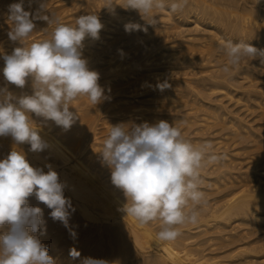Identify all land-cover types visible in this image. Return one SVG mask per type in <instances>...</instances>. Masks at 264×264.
I'll list each match as a JSON object with an SVG mask.
<instances>
[{
	"label": "bare ground",
	"instance_id": "1",
	"mask_svg": "<svg viewBox=\"0 0 264 264\" xmlns=\"http://www.w3.org/2000/svg\"><path fill=\"white\" fill-rule=\"evenodd\" d=\"M17 2L20 0H0V87H7L19 97L32 94V78H27L24 88H18L6 81L2 71L5 67L3 54L10 55L15 48L23 46L20 41L13 42L8 37L12 27L8 19V5ZM115 2L123 4L124 0ZM106 3L107 0H23L26 11L39 10L40 15H47L54 21L49 24L48 21L35 20L33 32L23 41L25 45L50 39L56 27L55 21L75 26L80 15L91 13L86 12L88 8L98 12L103 9L105 13L100 16L92 11L104 27L99 39L85 38L81 52L88 68L99 73L98 83L104 89L106 99L95 106L86 96L74 100L70 111L77 113L78 118L68 130L31 114L33 126L37 127L42 140L47 143L41 152L31 151L27 143L16 144L10 135L0 136V160L15 148L25 153L34 168H41L47 173L50 165L58 173L59 181L65 184V197L71 200L74 211L69 224L76 233L75 239L61 222L50 217L51 209L39 202L34 194L28 197L29 206L43 210L46 222V233L38 232L36 235L42 244L48 246V254L56 264H82L88 257L103 259L109 264H129L135 253L141 258L138 264H249L248 260L254 261L255 258L258 264H264V232L257 234L256 242L250 243L247 239L249 231L243 230V236L247 237V241H243L248 243H241L228 258L221 259L220 254L210 255L217 251L216 248L211 249L216 246L204 251L207 245L212 246L209 243L217 240V243L224 242L227 236L237 241L241 233L236 230L240 226H245L247 230L252 226L254 230L251 228L250 231L255 233L264 230V171H254L259 168L256 163L264 158V63L260 58L245 59L231 76L221 71L226 62L222 51L225 41L245 42L264 49V0H187L181 11L157 10L154 13L157 18L155 25L144 20L138 10L125 9L119 4L110 10L104 7ZM146 19L151 22L150 18ZM129 22L140 24L146 31L126 32L124 25ZM165 80L171 87L160 91L156 84ZM123 93L127 97H121ZM106 100L109 104L104 109ZM231 103L235 106L240 104L237 110L243 112L242 108H245L246 113L239 115L231 108ZM184 108H187V115V112H182ZM161 112L165 115L162 113L158 117L156 114ZM247 112L257 116L249 121L247 119L253 115ZM129 113L133 117H127ZM108 114L114 118L120 115L123 119L116 123L129 127L144 122L156 124L163 120L168 123L177 121V125L181 123L190 129L200 123L204 135L206 129L214 135L222 131L217 134H224L217 139V146L224 142L223 136L224 139L226 136L237 141L241 139V142L250 137L246 142H252L250 145L254 146L256 157L250 155L256 159L253 161L248 156V160H252L254 166L251 164L252 167L244 169L243 162L248 160L244 161V158L238 163L235 160L238 157L232 165L231 154L225 157L230 158L228 163L224 161L223 154L213 151L212 154L222 156L224 160L219 158L213 164L216 178L210 182L213 190L217 191L215 193L224 191V195H220L222 197L216 204L212 202V206L202 204L201 209H197L198 222L180 226V235L175 241H160L157 237L159 221L140 225L122 211L127 203L126 197L121 189L112 184L111 171L102 163L100 152L104 140L111 126H115V123L101 122L109 119H101ZM191 115L194 119L190 118ZM258 121L263 124L255 126ZM100 125L103 132L99 131ZM195 142L199 146L200 139ZM204 168L200 175L205 177L208 174ZM1 229L5 232L8 226ZM228 229L231 231L228 232ZM198 239H201L198 242L203 251H200L201 247L200 250L193 247L197 243L193 241ZM204 243L207 245L203 247ZM73 248L79 252L78 257L70 255Z\"/></svg>",
	"mask_w": 264,
	"mask_h": 264
},
{
	"label": "clouds",
	"instance_id": "2",
	"mask_svg": "<svg viewBox=\"0 0 264 264\" xmlns=\"http://www.w3.org/2000/svg\"><path fill=\"white\" fill-rule=\"evenodd\" d=\"M186 3L187 0L171 3L169 0H124L120 4L107 0L104 7L113 10L119 4L125 9L138 10L144 20L155 25L157 10L175 13L183 10ZM8 13L12 22L8 37L23 46L15 48L10 55L3 54V75L18 88H24L27 78L31 77L33 92L17 97L7 87H0V136L10 135L16 144L27 143L31 151L41 152L47 143L33 126L31 114L68 130L78 118L77 113L70 111L74 100L86 96L95 106L106 99L98 83L99 73L88 68L81 52L85 38L99 39L104 25L96 14L80 15L75 26L55 21L50 39L25 45L23 41L33 32L35 20L52 24L53 19L40 15L39 10L26 11L23 0L8 5ZM124 28L129 33L146 31L134 22L126 23ZM222 51L226 62L221 71L228 76L245 59L260 58L264 63V49L245 42L225 41ZM169 87L167 80L156 84L160 91ZM211 147L210 144L194 145L183 137L178 127L161 120L156 124L111 126L100 153L102 163L111 171L112 184L126 197L122 211L140 225L159 221L158 239L172 242L180 235V226L198 222L197 209L204 202L201 169L219 160L210 152ZM48 168L47 173L34 168L25 153L15 148L0 160V228L8 226L0 235V264H56L48 254V246L36 235L46 233V222L43 210L28 204V197L33 194L52 210L50 217L61 222L70 236L76 238L69 224L74 209L64 195L65 184L59 181L58 173L50 165ZM70 255L75 258L80 254L73 248ZM82 264L109 262L88 257Z\"/></svg>",
	"mask_w": 264,
	"mask_h": 264
},
{
	"label": "rangeland",
	"instance_id": "3",
	"mask_svg": "<svg viewBox=\"0 0 264 264\" xmlns=\"http://www.w3.org/2000/svg\"><path fill=\"white\" fill-rule=\"evenodd\" d=\"M87 10H88V11H87ZM99 10H100L101 12L103 11V9H102V10L99 9ZM92 11H95V10H91V9H89V8L86 9V12H87V13H88V12H91V13H92ZM100 11L98 12V10H96L95 12L98 13L100 16H103V14H105L104 11H103L102 14H100ZM95 12H94V13H95ZM91 13H90V14H91ZM92 14H93V13H92ZM153 45H155V44H153ZM142 48H143V47H142ZM239 68H240V67H239ZM238 83H242V82H238ZM125 88H126V87H125ZM126 92H127V90H126ZM127 93H128V92H127ZM121 97H127L126 93H125V95H124V93H123V94L121 95ZM128 97H129V96H128ZM108 100H109V99H108ZM108 100H106V101L104 102V109H107L106 107H108V105H106V104H109V101H108ZM105 105H106V106H105ZM231 106H232L231 108H233L234 110H237V109L239 110V108H240L241 105L239 104V105H236V106H235V105H232V103H231ZM186 109H187V108H184V109L182 110V112H184V114H185V112H187V113H186V115H187V114H188V111H187ZM233 109H232V110H233ZM242 109H243V112L240 111V112H242L241 114H240V112H239L238 110L236 111V112H238V114L241 115V116L244 115V114L246 113V112H245V111H246L245 108H242ZM242 109H240V110H242ZM108 110H109V108H108ZM244 110H245V111H244ZM110 111H112V110H110ZM162 113H163V115H165L164 112H161L160 114H156V113H155V114H156L157 116H158V115H159V116H160V115L162 116ZM247 113H249V112H247ZM255 113H257V112H255ZM131 114H132V113H131ZM131 114H130V113H129V115L127 114V115H128L127 117H133V116H132L133 114H132V115H131ZM150 114H151V113H150ZM184 114H182V115L184 116ZM238 114H237V116H239ZM249 114H251V113H249ZM110 115H112V114H110ZM113 115H114V114H113ZM182 115H181V116H182ZM251 115H253V116H250L249 119H247V120L251 121V120H253V118H255V117L257 116V114H255V115H254V114H251ZM148 116H149V115H148ZM150 116H151V117H150ZM150 116H149V118H152V115H150ZM159 116H158V117H159ZM161 116H160V117H161ZM107 117H108L109 119H106ZM110 117H112V118H110ZM116 117H118V118L116 119ZM119 117H120V115H119V116H118V115H117V116L115 115V118H114V116H109V114H108V116L106 115L105 118H104V116L101 118V119H106V120H104V121L101 120V122L115 123V125H116V124H120V122H121V120H122L123 118H122V117L119 118ZM193 117H194V116L191 115L190 118L194 119ZM107 120H108V121H107ZM111 120H112V122H110ZM114 121H115V122H114ZM117 121H120V122H119V123H116ZM101 122H100V123H101ZM170 122H171L172 124L174 123L175 126H177V127L179 126L178 128H180V127L182 126L181 128H183V129L180 128L181 132H182V131H183V132L185 131L184 133L182 132L183 137H184L186 140L192 142L194 145H196V144H195V143H196L195 140L200 139V143H199V145H200V144L203 145L205 142H206L205 144H208V143L211 142V143H210L211 146H213V144H214V146L211 147V149H210V152H211V153H214V152H215V153L220 154V155L223 154L222 156H223L224 158L227 157V156H226L227 154H231L230 158H231L233 161L231 160L230 163H232V162L234 163L235 160H236V162H238L239 160L242 161V160H244V158L246 159V160H244V161H247L248 159L252 158L253 156L256 157V153L254 152L255 149L253 150L254 146L252 147V145H250L252 142H251V143H248V144H247L248 141L246 142V140H249L250 137H248L247 139L245 138L244 141H243V139H242V142H241V141H240L241 139H238V141H237V139H234V140H233V137H229V136H226L227 138L224 139V136H223V137H222V142H223V141H224V142L226 141V145H225L224 142H223V143H221V146H220V145L217 146V144H218V142H219L217 139L220 138L222 135H224L223 133H222V134H219V135H217V134H218V133H221L222 131L216 133V134H215L216 136H215L214 133H212V131H211L210 129H206L207 131L205 132V135H204L203 128L200 127V123H196L197 125L195 124V126H198V125H199V127H195V126L192 127V126H191V128L188 129L189 126L181 125V123H180V125H179V124L177 125V124H176L177 121H176V122H175V121H174V122H173V121H170ZM170 122H169V124H170ZM100 123H99V124H100ZM263 123H264V122H263ZM263 123L258 121L257 123H254V125L257 126L258 124H263ZM191 125H192V124H191ZM193 125H194V124H193ZM185 126H186V127H185ZM227 126L229 127L230 125H227ZM184 127H185V129H184ZM198 128H199V129L202 128V129L199 130ZM102 129H103V128H102V126L100 125V127H99V131H100V132H103ZM186 129H188V130H186ZM204 129H205V128H204ZM263 130H264V129H263ZM196 131H197V132H196ZM201 131H202L203 133H202ZM204 131H205V130H204ZM209 131H211V132H209ZM214 131H215V130H214ZM193 132H194V133H193ZM207 132H208V133H207ZM223 132H224V131H223ZM263 132H264V131H263ZM195 133H196V134H195ZM209 133H211V134L209 135ZM102 134H103V133H102ZM194 134H195V135H194ZM198 134H200V136H199ZM201 134H202V135H201ZM212 134H213V135H212ZM207 135H208V136H207ZM201 136H202V137H201ZM203 136H204V137H203ZM213 136H214V137H213ZM199 137H200V138H199ZM201 139H202V140H201ZM208 139H209L210 141H209ZM226 139H227V140L229 139V140L227 141ZM191 140H192V141H191ZM204 140H205V141H204ZM252 140H253V139H252ZM201 141H202V143H201ZM203 141H204V142H203ZM214 141H216V142H214ZM230 141H231V142H230ZM250 141H251V140H250ZM263 141H264V139H263ZM227 142H228V144H227ZM235 142H236V143H235ZM244 142H245V143H244ZM229 143H230V145H229ZM234 144H235V145H234ZM197 145H198V144H197ZM223 145H224V146H223ZM253 145H254V143H253ZM228 146H229V147H228ZM246 146H248L249 149H248V147H246ZM215 147H216V150H215ZM221 147H222L223 149H222ZM226 147H228V148H226ZM244 147H245V149H244ZM213 148H214V150H213ZM217 148H219V151L217 150ZM224 148H225V149H224ZM239 148H240L241 150H240ZM242 148H243V149H242ZM246 148H247V149H246ZM250 148H252V149H250ZM221 149H222V150H221ZM233 149H234V150H233ZM223 150H224V151H223ZM228 150H229V151H228ZM236 150H239V151H236ZM213 151H214V152H213ZM220 151H221V152H220ZM231 152H234V153L237 152V153H239V155L236 154V153L233 154V153H231ZM252 153H253L254 155H253ZM250 154L252 155V157H251ZM232 155H233V157H232ZM222 156H219V158L223 159ZM234 156H235V157H234ZM248 156H249L250 158H249ZM237 157H238V158H237ZM255 157L252 158L253 161H254V159H256ZM230 158H228V159H230ZM235 158H237V159H235ZM228 159L225 158V160H224V159H223V160H224V161H226V160L228 161ZM234 159H235V160H234ZM252 160H248V162L250 161L251 163H250V162H249V163H248V162H243V163H244V164H243V168L246 167V166L249 167L251 164L253 165V161H252ZM260 160H262V161H261V162L259 161V162L256 163L257 166L259 165V168L256 166L257 169H254V171L257 170V172L259 171V172H262V173H263V171H264V158H261ZM228 163H229V161H228ZM233 163H232V165H234ZM238 163H239V162H238ZM238 163H237V165H238ZM247 163H248L249 165H247ZM259 163L261 164V168H260V164H259ZM235 165H236V163H235ZM252 165H251V167H252ZM253 166H254V165H253ZM262 166H263V167H262ZM205 167H206V168H204V167H203V168H204V170L207 172L208 175H206L205 177H204V176H201V184H200V188H201V190H202L203 193H204V202H203L202 204L205 205V206H208V207H209V206H212V205L216 204L217 202H219V200L221 199V197L224 195V193H222V192H224V191H222V192H218V193H215V192H217V191L215 190V188H214V190H213L212 184H211V182H210V181H212V180H214V179L216 178V175H214V174L216 173V172H215L216 167H215V169H214L213 164H210V166H209V164H207ZM211 167H212V168H211ZM251 167H250V168H251ZM213 169H214V170H213ZM244 169H245V168H244ZM241 170L243 171V169H241ZM211 171H212V172H211ZM262 173H259V174H262ZM212 174H213V175H212ZM202 178H203V179H202ZM204 178H205V179H204ZM207 179H208V180H207ZM212 183H213V182H212ZM212 190H213V191H212ZM214 191H215V192H214ZM219 193H220V194H219ZM214 194H215V195H214ZM221 194H222V196H220ZM209 201H210V202H209ZM212 202H213L214 204H213ZM207 203H208V204H207ZM209 204H210V205H209ZM203 205L199 206L198 208L201 209L200 207H202ZM234 227H236V226H234ZM249 227H251V228H253V229L249 228V230H247L245 226H244V227H243V226H242V227L240 226V227L238 228V230H236V232L238 231L237 233H238V234L241 233V235L239 234V235H238L239 237L237 236L238 239H237V241H235V242H234V240H231V238L229 239V237L227 236V238H228L229 240L226 241L227 238L225 237L224 242H223V241H220V243L222 244V246H220V247H219V245H221V244H220V243H217V242H219L218 240H217V242L214 241L215 243H212V242L209 243V244H211L212 246H209V245H207V243H206V244L204 243V244L202 245L203 247H204L205 245H207V246H206L207 249H206V247H204V248H205L204 251H207L209 248H211V247H213V246H216V247H213V248H211V249H215V248H216V250H217L218 252H217V251H213L212 254H210V255L218 256L217 254H220L219 257L222 255V256L220 257L221 259H224L223 257L228 258L233 252H235V250L238 248V246H239L241 243H244V242H245V241H243V240H246V241H247V239H248V241L250 240V241H249L250 243H251V242H254V241L256 242V241L258 240V239L256 240V238L259 237V235H257V234H259V233L262 234V233L264 232V230H261V231L255 233L254 231H250V229H251V230H254V227H252V226H249ZM247 228H248V227H247ZM239 229H240V230H239ZM243 230H246L245 232H248V231H249V232H248L249 234L247 233V234H248L247 236L250 237V235H251V238H254V239H251V238H249V237L247 238L245 234H244V236H243V233H242ZM229 231H231V229H228V232H229ZM255 231H256V230H255ZM257 231H258V230H257ZM245 232H244V233H245ZM250 232H251V233H250ZM252 232H253V233H252ZM3 233H4V230L1 229V230H0V234H3ZM230 233H231V232H230ZM186 234H187V233H186ZM232 234H234V231H233ZM254 234H255V235H254ZM189 235L191 236L192 234H189ZM195 235H196V234H195ZM252 235H253V236H252ZM185 236H186V235H185ZM240 236H242V237H240ZM243 237H244L245 239H244ZM196 238H197V237H196ZM241 238H242V240H241ZM246 238H247V239H246ZM240 240H241V241H240ZM198 241H199V239L196 240V241L194 240L193 242H194V244H195V242L199 243V242H201V239H200L199 242H198ZM230 241H232L233 244H230V243H231ZM222 242H223V243H222ZM225 242H226V243L229 242V243L226 244ZM197 243H196L195 245L192 243V245H194L193 247L197 248V250H200V247H201V246H200V243H199V248H198V244H197ZM245 243H248V242H245ZM245 243H244V244H245ZM216 244H218V245H216ZM225 244H226V245H225ZM196 246H197V247H196ZM208 246H209V247H208ZM218 247H219V248H218ZM222 247H223V248H222ZM195 248H194V249H195ZM220 248H221V249H220ZM195 250H196V249H195ZM200 251H203L202 247H201V250H200ZM214 253H215V254H214ZM132 255H133V254H132ZM136 255H137V254L135 253V256H136ZM135 256H134V258L132 257L133 259L131 258V259H132L131 261H129L131 264H134V263H135V264H138V261L141 260V258H140L138 255L136 256L138 259H137ZM226 258H225V259H226ZM136 259H137V263L135 262ZM132 261H134V262L132 263ZM249 262H250L251 264H258L259 261L255 258L254 261H250V260H248L247 263H249ZM130 263H129V264H130ZM250 263H249V264H250Z\"/></svg>",
	"mask_w": 264,
	"mask_h": 264
}]
</instances>
